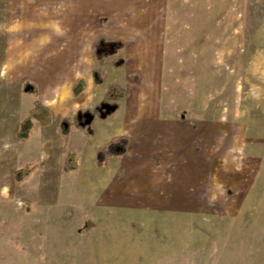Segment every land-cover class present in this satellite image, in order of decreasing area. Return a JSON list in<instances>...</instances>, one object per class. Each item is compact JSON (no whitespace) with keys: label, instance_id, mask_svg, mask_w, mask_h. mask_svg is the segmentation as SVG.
Here are the masks:
<instances>
[{"label":"rangeland","instance_id":"1","mask_svg":"<svg viewBox=\"0 0 264 264\" xmlns=\"http://www.w3.org/2000/svg\"><path fill=\"white\" fill-rule=\"evenodd\" d=\"M27 1L0 0V264H83L96 243L129 240L93 233V166L63 168L83 135L92 140L94 120L109 115H212L205 141L228 156L230 205L253 204L251 183L264 181V0ZM35 10L52 14L49 22L33 23ZM81 78L89 84L74 96ZM26 79L37 94L24 90ZM59 91L66 103H51ZM36 100L53 121H36L20 140ZM63 117L70 135L60 131ZM107 150L97 160L117 152ZM26 167L29 175L15 180ZM256 235L244 233L236 250L262 264L264 235L255 244Z\"/></svg>","mask_w":264,"mask_h":264},{"label":"crops","instance_id":"2","mask_svg":"<svg viewBox=\"0 0 264 264\" xmlns=\"http://www.w3.org/2000/svg\"><path fill=\"white\" fill-rule=\"evenodd\" d=\"M21 3L31 4L27 0ZM33 15V23L42 26L52 17L36 10ZM156 24L164 21L159 19ZM83 79L87 86L88 79ZM57 95L60 98L55 99ZM54 96L51 103H66L65 92ZM213 121L206 113L109 115L94 120L92 140L83 135L74 151L78 167L93 166L87 180L94 193L92 202L98 207L94 218L99 225L93 233H120L129 240L96 243L93 261L87 258V264L256 263L244 261L236 249L244 233L257 234L255 244L264 235V181L257 178L251 183L248 201L253 204L230 205L228 156L214 153L219 147L214 149L205 141ZM116 138L122 142L117 144L116 154L97 160L100 151L105 152ZM233 182L231 185H237ZM137 217L139 231L131 225ZM134 234L140 236L135 240Z\"/></svg>","mask_w":264,"mask_h":264},{"label":"trees","instance_id":"3","mask_svg":"<svg viewBox=\"0 0 264 264\" xmlns=\"http://www.w3.org/2000/svg\"><path fill=\"white\" fill-rule=\"evenodd\" d=\"M104 39H100L97 43H95L96 48L101 51L102 50V45L105 44ZM116 43H121L120 41H113L110 42L109 44L115 45ZM24 90L29 93L37 94L38 93V87L30 80L26 79L24 81ZM86 86V81L81 78L73 87V94L75 96L79 95L83 89ZM38 120L41 125H49L53 121V115L51 112V109L48 105L44 104L41 100H36L34 103L33 109L30 111V114L21 122L19 131L17 132V137L20 140L27 139L31 131L34 127V120ZM72 127V122L69 117H63L60 121V129L62 134L64 135H69ZM121 141V138H116L114 139L111 143H109L106 147V149H114L118 150L117 144ZM105 149V148H104ZM104 152V150L100 151V154ZM102 165V163H99ZM78 167L77 163V158H76V153L71 152L67 155L65 163H64V170L65 171H71L75 170ZM30 173V168H19L15 170L13 177L17 181L23 180L27 175Z\"/></svg>","mask_w":264,"mask_h":264}]
</instances>
